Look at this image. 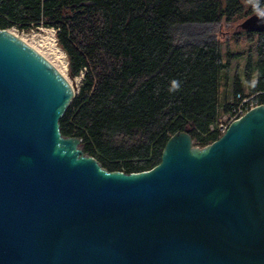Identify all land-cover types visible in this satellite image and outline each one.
<instances>
[{"label":"water","instance_id":"95a60500","mask_svg":"<svg viewBox=\"0 0 264 264\" xmlns=\"http://www.w3.org/2000/svg\"><path fill=\"white\" fill-rule=\"evenodd\" d=\"M241 28L264 29V8ZM77 93L0 29V264H264V104L202 148L177 132L126 174L61 133Z\"/></svg>","mask_w":264,"mask_h":264},{"label":"trees","instance_id":"16d2710c","mask_svg":"<svg viewBox=\"0 0 264 264\" xmlns=\"http://www.w3.org/2000/svg\"><path fill=\"white\" fill-rule=\"evenodd\" d=\"M262 8L264 0H0V29H55L71 76L84 74L61 133L108 171L130 174L157 166L177 132L201 148L220 137L232 109L220 103L231 45L248 48L234 99L256 94L264 104V29L240 23ZM221 20L234 26L226 40L176 41L182 26Z\"/></svg>","mask_w":264,"mask_h":264},{"label":"rangeland","instance_id":"374dc122","mask_svg":"<svg viewBox=\"0 0 264 264\" xmlns=\"http://www.w3.org/2000/svg\"><path fill=\"white\" fill-rule=\"evenodd\" d=\"M243 22V21H242ZM240 22V23H242ZM234 29L233 25L221 20L216 23H196L189 24L178 28L176 34L177 43H203L210 39H222L226 40ZM13 32L20 37L30 38V35H35L36 40L39 43H32L36 46L45 58L48 60H53V56L50 54V48H54L55 52L59 55L65 54L67 58V63L69 67V59L65 51L58 45L56 38V31L53 28L38 27L37 29H32L29 32L20 31L17 28H12ZM31 42V40H29ZM43 45V46H39ZM52 46V47H51ZM49 47V48H48ZM231 53L235 56L229 60L228 69L222 74L221 79V97L220 103H234V93H233V80L236 74L241 76L244 75V69L248 56V48L244 45H231ZM226 51V49H225ZM49 53V54H48ZM228 60V57H226ZM67 80L70 84L76 86L77 92L84 82V74L80 73L78 76L72 77L70 74V69L68 68ZM247 92V90H245Z\"/></svg>","mask_w":264,"mask_h":264},{"label":"built area","instance_id":"2783aa9c","mask_svg":"<svg viewBox=\"0 0 264 264\" xmlns=\"http://www.w3.org/2000/svg\"><path fill=\"white\" fill-rule=\"evenodd\" d=\"M262 105L257 99L255 95H246L242 96V94H238L234 103L232 104V109L228 114H224L217 124L216 129L219 131L220 136H222L229 125L245 115L249 110Z\"/></svg>","mask_w":264,"mask_h":264},{"label":"bare ground","instance_id":"6f19581e","mask_svg":"<svg viewBox=\"0 0 264 264\" xmlns=\"http://www.w3.org/2000/svg\"><path fill=\"white\" fill-rule=\"evenodd\" d=\"M13 32V30H11ZM14 33V32H13ZM20 37V36H19ZM24 42H26L27 44H29L31 47H33L34 49L37 50L36 46L32 43H39V41L36 40V36L35 35H30L29 39H26L27 37H20ZM31 40V42L29 41ZM39 46H43V45H39ZM44 47V46H43ZM52 47V46H51ZM49 48V47H48ZM39 53H41L39 50H37ZM42 54V53H41ZM49 54V53H48ZM50 54L53 56V60H49L52 65H54V67L65 77H67V73H68V63H67V58L65 56V54L63 53V55H58L55 52L54 48H50ZM44 56V54H42ZM45 57V56H44ZM72 85V84H71Z\"/></svg>","mask_w":264,"mask_h":264}]
</instances>
